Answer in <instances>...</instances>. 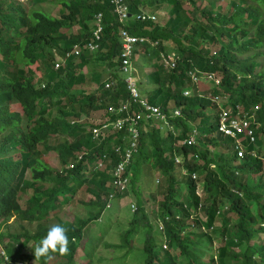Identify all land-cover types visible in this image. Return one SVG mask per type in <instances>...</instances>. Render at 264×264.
Here are the masks:
<instances>
[{
  "label": "trees",
  "instance_id": "obj_1",
  "mask_svg": "<svg viewBox=\"0 0 264 264\" xmlns=\"http://www.w3.org/2000/svg\"><path fill=\"white\" fill-rule=\"evenodd\" d=\"M224 1L125 0L134 14L125 25L112 0H0V264H49L52 257L61 258L59 264H109L99 254L101 242L141 251L142 264H264V0ZM164 4L170 5L165 22L135 18ZM100 12V47L84 49ZM122 29L158 41L137 45L135 59L153 67L152 89L143 94L167 114L168 124L146 123L128 188L118 193L112 171L130 134L126 127L112 130L98 143L92 128L127 116L109 112L111 106L141 110L119 70ZM77 44L81 55L56 67L55 52L65 55ZM169 44L178 55L172 69L162 63ZM102 62L113 85L106 87L103 72H91L98 87L88 89L83 69ZM193 70L216 73L220 86L207 81L211 89L202 90L189 75ZM15 104L22 111L12 110ZM225 110L253 119L255 141L240 135L248 146L244 158L219 129ZM99 111L98 121L89 123ZM51 153L63 170L49 165ZM101 159L105 165L97 168ZM73 161L76 167H68ZM148 167L160 182L157 192L144 195L138 172ZM130 195L137 203L133 218L120 230V243L109 244L112 204ZM66 205L78 210L72 220L61 216ZM13 218L37 227L13 231ZM54 224L66 229L69 251L36 258L28 245H37Z\"/></svg>",
  "mask_w": 264,
  "mask_h": 264
},
{
  "label": "built area",
  "instance_id": "obj_2",
  "mask_svg": "<svg viewBox=\"0 0 264 264\" xmlns=\"http://www.w3.org/2000/svg\"><path fill=\"white\" fill-rule=\"evenodd\" d=\"M115 5V13L118 15L120 22L127 25L128 20L134 17V14H131L128 6L125 3V0H112ZM135 18L141 21L151 19L157 20V16L155 14H150L144 10L139 11L135 14ZM104 32V24H103V13H98L96 15L94 21V29L92 38L84 45V49H89L91 51H95L100 47V41L102 40V34ZM121 38V54H120V65L119 70L124 77V81L126 82L127 88L130 91L132 99L141 106V110L138 112L131 113L129 111V104H123L119 108L111 106L109 108V112H125L127 116L124 118H119L114 121H110L104 123L99 126H93L92 133L94 140H104L107 137V134L112 130L122 129L126 127V130L129 132L128 138V147L125 149V154L123 155V160L120 161L112 171V179L116 186V192L123 193L127 188L130 181V174L128 173V168L132 163L135 153L138 151V144L140 141V137L143 131L146 130V123L148 121L155 120L161 121L165 124H168L167 114L161 109V107L152 104L147 99V96L144 95L137 81L138 77V68L135 63V50L137 45L144 43H151L153 46L158 45V41H153L151 38L147 36H136L131 34L129 30L122 29L120 32ZM82 53L81 44H77L74 48L68 51L65 55H58V52H55L56 57L58 58V62L56 67H58L61 63L60 61L66 60L69 56H80ZM178 55L174 52H164L162 53V63L168 69L175 68L177 66ZM189 75L192 78V81L195 85H199L202 79L206 81H212L215 86H220L221 79L214 72H204V71H190ZM113 85L112 82L106 81V87H111ZM190 91H185V95H189ZM215 101L218 103L222 100L220 95L212 96ZM176 114L180 115V111L176 110ZM249 117L246 115L234 116L230 117L229 112L226 110L222 112L220 115V124L219 129L226 135L231 136L233 138H237L235 142V149L238 152L240 158H244L246 155V147L240 138L241 134H244L246 137L250 138L251 141H255L254 136V128L251 127V123L249 121ZM193 141V137L189 140V142ZM117 150L120 151L121 148L117 147ZM82 157L81 155L79 158ZM70 168L76 167V162L73 161L69 163ZM105 162L101 159L98 162L97 168H103ZM115 194V193H111ZM114 195H111L113 197ZM131 208L133 211L136 210V204L132 203Z\"/></svg>",
  "mask_w": 264,
  "mask_h": 264
},
{
  "label": "rangeland",
  "instance_id": "obj_3",
  "mask_svg": "<svg viewBox=\"0 0 264 264\" xmlns=\"http://www.w3.org/2000/svg\"><path fill=\"white\" fill-rule=\"evenodd\" d=\"M22 1V0H21ZM227 0H225L223 2V4H226ZM51 9L53 10V6H50ZM169 10H170V5L164 4L163 6H161L160 10H158V12H156V16L158 18V21H162L165 22L166 19L169 16ZM145 11V10H144ZM57 8H55L53 10L54 14H57ZM147 12V11H146ZM96 18V17H95ZM94 18V21H95ZM94 21L90 23V25H92V27L94 28ZM78 28V26L73 27V29H71L70 31H76V29ZM170 52H174L177 53L171 46L170 44L168 45ZM215 49V47H214ZM58 55H62L58 52ZM154 60V59H153ZM261 61L264 64V56L261 57ZM135 63L137 65L138 68V77L139 80L137 81V84L141 90L142 93H144V91L147 89L149 90V92L152 89V85H151V78L149 77V74L152 72L153 67L152 66H148L146 67L144 64V60L142 59V57H138L137 59H135ZM37 65H33L34 68H36ZM104 69H106L104 63H100L99 65H92L88 68H84L83 72L88 74L89 77V85H88V89H97L98 84L96 82L91 83V79H90V74L91 72H98V73H104V80L106 81L108 76H110L111 70H107L104 72ZM37 74L38 76H41L40 72L37 70ZM97 80V79H96ZM98 81V80H97ZM207 81L202 79V81L199 84V87H201L202 90H209L210 88V84L206 83ZM219 87V86H217ZM12 110H18V111H22V107L19 104H15L13 106H11ZM209 110V109H208ZM102 111L99 112H94L90 118V120L88 119V122L90 123V121H98L99 119V115ZM210 112V110H209ZM253 119H249L250 123ZM260 137V136H258ZM233 138V137H232ZM235 140V142L237 141V138H233ZM98 143H101L100 140H96ZM264 144V143H263ZM248 147V146H246ZM254 147H257L256 144H254ZM257 149V148H256ZM256 151V150H255ZM262 151L264 152V148L262 149ZM48 162L49 165H51L52 168L56 169L57 171H61L64 169V166L60 163L59 157L57 153H51L48 155ZM68 167H70V165L68 164ZM149 168V167H148ZM142 169L140 168L139 172H138V178L139 180L144 184V195H149V192H157V186H159V178H157L156 173L154 171H152L150 168L149 169ZM131 176V175H130ZM140 182V183H141ZM82 192V191H81ZM82 195L79 196V198H81ZM161 199V197L159 198ZM131 203L136 204V200L134 199L133 196H126L124 198H122L121 200H119L118 204L113 203L112 204V211H111V215H112V219L113 221L110 223V227L109 230L107 231V235L104 237V241L109 243V244H117L120 243V236H119V232L122 229H127L129 226V222L132 220L133 218V213L134 211L131 208ZM150 204H147V207ZM78 210L76 208H73L71 205H66L63 207L62 212H61V216H63L64 219H68V220H72L73 218V213H77ZM155 214H159L156 210L154 211ZM154 213L150 214L151 219L153 221H156L157 219L155 218ZM12 222V230L13 231H18L21 230V224H23L25 227L31 229V230H35L37 227V222L34 223H28L27 221H21V222H16L14 220V218L10 221ZM160 223L157 221L155 222V226H159ZM139 236V234L137 233L135 235V238H137ZM104 243L101 242L99 244L100 246V250H99V254L103 255L106 259V262H109V264H142L143 261V255L142 252L139 250L134 249L133 251H131L130 253H126V251H124L123 249L120 248H107V245H103ZM219 244V243H218ZM36 245L30 243L28 245V250L30 248V251L32 252V248H35ZM27 250V249H26ZM80 256V255H79ZM78 256V257H79ZM62 259L59 257H52L49 264H59L60 261ZM80 262V261H79ZM79 262H77V264H79Z\"/></svg>",
  "mask_w": 264,
  "mask_h": 264
},
{
  "label": "clouds",
  "instance_id": "obj_4",
  "mask_svg": "<svg viewBox=\"0 0 264 264\" xmlns=\"http://www.w3.org/2000/svg\"><path fill=\"white\" fill-rule=\"evenodd\" d=\"M68 246L69 237L66 234V229L62 225L54 224L47 229L46 234L40 238L36 247L32 249L37 258L50 253L64 255L69 251Z\"/></svg>",
  "mask_w": 264,
  "mask_h": 264
}]
</instances>
